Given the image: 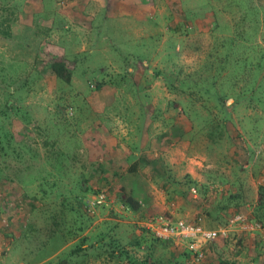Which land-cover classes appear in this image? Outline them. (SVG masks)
<instances>
[{
	"label": "rangeland",
	"instance_id": "rangeland-1",
	"mask_svg": "<svg viewBox=\"0 0 264 264\" xmlns=\"http://www.w3.org/2000/svg\"><path fill=\"white\" fill-rule=\"evenodd\" d=\"M143 3L167 11L125 26L121 17L97 13L87 22L97 35L93 43L71 14L83 7L90 13L93 4L86 0H0V112L9 95L18 110L8 111L3 125L40 156L1 164L0 264L12 239L28 233V218L34 229H46L45 236L52 232L56 223L43 222V209L51 215L71 206L57 224L73 234L66 242L82 246L84 231L68 230L77 197L84 207L73 229H83V217L88 222L92 264H258L264 256V0ZM78 15L84 25V13ZM56 61L71 73L68 84L51 72ZM184 78L198 84L202 96L168 86ZM46 138L68 153L57 171L41 158L53 157ZM235 185L245 187L244 195ZM101 192L105 204L88 214L85 201ZM130 195L140 201L135 212L123 207ZM238 213L261 223L258 236L250 239L237 228L205 247L200 262L138 226L149 215L166 214L217 228ZM37 233L27 246L17 238L11 259L17 253L41 262L51 254L41 251L61 245L62 238L49 235L51 242L37 247Z\"/></svg>",
	"mask_w": 264,
	"mask_h": 264
},
{
	"label": "crops",
	"instance_id": "crops-1",
	"mask_svg": "<svg viewBox=\"0 0 264 264\" xmlns=\"http://www.w3.org/2000/svg\"><path fill=\"white\" fill-rule=\"evenodd\" d=\"M86 1H87V3L90 2L93 4L92 9H89L90 13H88V11H86V8L83 7V12L80 10L79 12H74V13L71 12V14H72V18L74 20V23L76 25L75 27L76 28H82L81 26H83L85 30H88V38L92 41L97 39V35H95V33H94L95 32L94 27L92 25H89V24L87 25V22L88 21L94 22V19H95V16H97V13H100L103 11V12H105V15L108 17H121L122 21L120 22V26H122V25L125 26V22H131V21L135 22L137 20H143V19H148L145 21L149 22V20L150 21L152 20V18H151L152 16L163 15L167 11L166 8H162V10H160L157 6L155 7L154 4L145 5V3H143L144 0H86ZM78 13L79 14L84 13V15H85L84 17H85V19H87V21L85 22L84 25L81 22L82 21L81 18H83V17L81 15L79 16ZM156 22H157V20H156ZM97 26H95V27H97ZM151 35L152 34H150L149 36H151ZM105 38H106V36L103 34L102 39H105ZM94 42L95 41H93V43ZM144 63H146V62L144 61ZM138 67H139L138 69H142L143 71L145 69H147L142 64H140V66H138ZM148 71L150 72V69H148ZM147 88H148L147 89L148 92H152L153 88L151 90L149 89L150 87H147ZM189 173L191 174V176L193 178H197L198 181L200 180V178H202L200 175H197V177H195L196 173L192 169H191V171H189ZM234 182L235 181L232 180V183H234ZM233 188H236V191H238V193H240L241 195H244L243 192L245 191V187H242V185H238V187L235 185ZM254 192H255V196H257V191H254ZM77 211H78L79 215H81V216L83 215L82 214L83 207L79 208V210L77 208ZM71 219L74 221H72L71 224L68 226L69 227L68 230H71V226L76 221L72 217H71ZM83 222H84V225L82 227L83 229H80V227L78 225L79 231L75 232V233L79 234V233L84 231L79 237L82 239L85 238L84 244H82V246L78 245L75 248L72 247V243L66 242L65 237H67V236L72 237L73 234L70 233L69 231L67 234L66 229L61 228L59 225L58 226L55 225V226H53L52 232L47 233V236L53 235V237L56 236V239L59 236L60 240L62 238L61 245L59 247H56V250L55 249L51 250L52 248L50 249L51 251L50 250H46V251L40 250L41 252H44V253H51L50 257L44 258V260L39 262V261H32V259L28 260L26 258V256H24L23 254L18 255V256H20V257H18L17 255H15L17 253H14L13 257L11 259V256H12L11 255L12 254L11 247H12V245H16L19 243L15 239H12L10 247L8 248V251H9V253L7 254L8 258L4 259L3 264H43V263H46L50 260L54 261L55 263L50 262L48 264H61L62 262L64 264H92V254H93L92 245L94 244V243H92V232H91V229H86L89 224L84 217H83V220L81 221V223H83ZM45 230L46 229H44V228H43V230L38 229V233H37V237L40 238V240L38 241L37 247L41 246L43 249L51 242V240L46 238L47 236H45L43 234ZM255 233L256 232H247L246 235L251 236L249 238L254 240L258 236ZM234 234H235V232H234ZM70 235H72V236H70ZM88 236H90L91 239H87ZM261 240H264V232L261 235ZM22 241H24L26 246H27L28 241H26L24 238H22ZM87 242L91 243V245L89 247H87L88 246ZM62 243H64L63 246H62ZM250 246H251V243H250ZM72 248H74V249H72ZM251 248H253L252 251L255 250L254 247L251 246ZM252 251L249 250V255L252 254ZM254 253H255V251H254ZM252 255L254 256L255 254H252ZM16 256H17V258H16ZM17 259H18V261H17ZM259 259H260V261L258 262V264H264V256L263 255L260 256ZM261 260H263V261H261ZM235 264H239V263H235ZM252 264H254V263H252Z\"/></svg>",
	"mask_w": 264,
	"mask_h": 264
},
{
	"label": "trees",
	"instance_id": "trees-1",
	"mask_svg": "<svg viewBox=\"0 0 264 264\" xmlns=\"http://www.w3.org/2000/svg\"><path fill=\"white\" fill-rule=\"evenodd\" d=\"M251 11L252 12H255V13L256 12L258 13V10L257 9H252ZM262 54H263V52L261 53V55ZM236 61H238V60H236ZM235 63H238V62H235ZM247 66H248L247 64H244L241 68H245ZM49 68L51 69V72L54 73V76H55L56 79L61 80V81L65 82V83H67V84L70 82V80H71V73L66 68L65 62H63V61H56V62L50 64ZM168 81H169V79H168ZM168 86L171 89H175L178 92H181V94H189L190 97L191 96H194V95H192L193 93L196 96H202V94H201L202 93L201 92L202 89H199V85L198 84H192V82L185 80V78L182 79V80H180V81H178L177 86L174 85V87H171V85L169 84V82H168ZM203 93H204V95H205V93L207 94L208 93V89H205V87H204L203 88ZM218 99H219V101L221 100L220 97H218ZM8 111H13L15 113H18V110L16 109V107L14 106V104H12V96L11 95H9V97L7 98V101L3 105L2 112H0V178H1V173H2L1 172L2 171L1 168H3V166L1 164H3L5 166L6 163H7L8 157L9 158H14V159L18 158V159L22 160L23 157L28 156V158L31 161H34V160L38 161L40 159V156H39V154H38L37 151L30 152V151L26 150L24 147H22L23 146V141H22V139H21V137L19 135L14 134V133H11V132L7 131L4 128V125H3L4 121H2V120H4V118L7 116ZM221 131L223 133L225 132V130L224 131L221 130ZM43 145L50 146V148H49L50 151H48V152H50V154H53L52 155L53 157L49 156V154L48 155L46 154L44 157L42 156L41 158H44L45 159V162H48L49 161L48 164L51 167H53L55 169V171H57L58 169H61L62 165L65 164L66 161H67V159H68V153L64 152V150H62L60 153L58 152L57 149L54 150L53 148H55L57 146V143L55 141L50 142L48 138H46L45 141H43ZM55 160L58 161V163L56 162V165L53 164V162ZM138 162L139 161L134 162L131 165H129V167L127 169L129 173L136 172L137 166H138ZM55 174H57V173H55ZM48 175L50 176L52 174H48ZM45 183H47L46 182V179L42 180L38 184V188L43 189L45 187V185H46ZM74 187H78V185L77 184H74ZM50 188L53 189V185L50 186ZM82 198H84V197H82ZM77 199L79 201V207H78V210H79V208H81L82 205L84 207V203H83V199H80L79 197H77ZM69 207H71V206H68V207L65 206L64 207V205H63L62 208H61L62 213H61V211L55 210L53 213H51V215H49L46 212H43V210H44L43 209V210H41V212L44 213L46 216L43 214V216H40V218H43L42 219L43 222L44 221H47L48 219H51L54 222V224L56 223V225L58 226L57 223H58V220L60 219V216H63L64 215L63 214V210L64 209H67ZM123 207H125L127 209H130V210H132V211L135 212V211L139 210V208H140V201H138V199H135V198H133L132 195H130V196H128L126 198L125 201H123ZM71 208L69 209V210H71V212L75 211V214L76 215H79V213H78L77 210H74V209H71ZM85 209H86V207H85ZM75 214L74 213L72 214V217L73 218H74V215ZM145 218H143V219H145ZM74 219H76V216H75ZM27 220H28V222H27V226L25 228L28 229V233L25 234V235H19V236H15V237H17V238H24L26 241H29L31 239L30 236L34 232L37 233L38 232V229H34V227H32L33 223L30 224V218H28ZM77 221L78 220H76L75 222H77ZM59 226L60 227H63V225H59ZM64 228H67V227H64ZM73 228H75L74 224L71 226V231H75V232L79 231L78 226L76 227L75 230ZM141 231L145 235H147L148 237H150L147 233H145V231L143 229ZM17 238H13V239L16 240ZM150 238L153 239L152 237H150ZM153 240H155V239H153ZM155 241H157V240H155ZM158 242H162V241H158ZM163 243H168V242H163ZM144 264H146V263L144 262Z\"/></svg>",
	"mask_w": 264,
	"mask_h": 264
},
{
	"label": "built area",
	"instance_id": "built-area-1",
	"mask_svg": "<svg viewBox=\"0 0 264 264\" xmlns=\"http://www.w3.org/2000/svg\"><path fill=\"white\" fill-rule=\"evenodd\" d=\"M191 192L196 193V189L192 187ZM105 202L106 195L103 192L87 199L85 207L88 214H94V210L104 205ZM138 226L157 241L182 246L195 262H200L204 258L205 247L218 240H227L237 228L248 232L262 229L261 223L252 221L243 213L233 215L223 226L217 228H206L196 222L174 219L166 214L149 215L141 220Z\"/></svg>",
	"mask_w": 264,
	"mask_h": 264
}]
</instances>
